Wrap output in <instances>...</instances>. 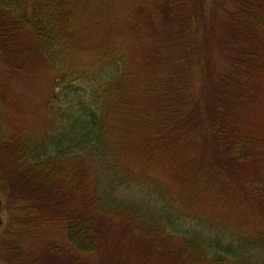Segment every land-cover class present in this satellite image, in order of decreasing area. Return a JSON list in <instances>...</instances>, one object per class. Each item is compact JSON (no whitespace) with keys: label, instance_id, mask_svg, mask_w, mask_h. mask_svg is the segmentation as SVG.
<instances>
[{"label":"rangeland","instance_id":"1","mask_svg":"<svg viewBox=\"0 0 264 264\" xmlns=\"http://www.w3.org/2000/svg\"><path fill=\"white\" fill-rule=\"evenodd\" d=\"M66 1L74 8L76 14L73 18V27L76 28L75 31L78 33L76 38L79 42H73L67 51H58L56 63L43 59V54L40 52L31 59L25 56L19 60L14 57V53L21 52H9V46L15 43L13 40L7 42L8 37L2 33L0 7V131L10 136L16 130L18 135L29 134L32 138H37L47 128V132L52 135L46 147L48 153L65 148L64 155H67L65 158L69 160V164H84L88 182L97 186L98 195L104 198L102 203H106V207L130 209L143 221L126 222V218H123L117 219V222H109V220L106 222L104 218V222H96V228L101 232V245L97 252L87 255L88 264L104 263V257L110 258L107 259V264H185V258H175L174 261L169 257L166 258L169 252L167 249L173 247V241L176 243L183 240L191 243L206 257L222 255L252 264H264V243L255 242L261 236L264 237V198L260 193L248 191L253 186L260 187L257 186L259 179L248 178L249 180L243 181L246 184L232 187L236 193L229 198L230 204H228L225 202L226 190L236 181L231 180V183L224 188V183L228 181L224 169L219 170L218 176L222 186H216L212 190L206 184H202L198 178L192 179L191 174L194 171H188L190 166L193 167L204 156L208 158L214 154L218 156L217 153L221 151L212 148L214 143L211 141L210 125L206 120L208 105L206 98L212 93L211 88L215 83L217 86L223 83L222 78L231 61L229 57L233 54L231 47L234 45L230 44L224 30L226 21L230 22L229 13L225 10L230 9L231 4H226V0H170L171 11H176L174 7L177 5L181 6L184 12L188 10L190 13L193 10L194 20H189L187 23L188 27L192 28L188 32L190 39L188 40L187 37L178 39L179 26L172 18L167 22L164 33L165 37L169 34L170 43L168 39L163 38L160 41L163 54L159 59L148 63L161 67L160 75L164 83L168 82L173 94L179 88L184 89V92L179 94L184 98L181 109L187 110V103L191 100V106H198L201 112L197 119L190 123L191 114H188V120H185L182 129L190 128V131H187L190 141L181 145L183 140L186 141L187 136L183 135V132L180 133L181 139L178 140L180 144L177 143L174 147L175 156H170L169 151V157L166 159L162 157L159 159L153 155V158L150 156L149 158L154 161L143 164L144 146L141 149L142 153L139 152L137 155L131 147L132 141L124 140L128 133L123 132V129L132 128L129 122H137L133 127L139 128L142 132L143 129L138 125V121H143L142 117L134 113V110L140 112L143 108H147L152 111L154 108L152 94L143 93V90L147 88L150 91L153 87L159 86L156 82L158 76L152 67L146 66V63L144 64L146 67L139 68L134 57L137 54L142 56L141 50L151 43L150 38H145L143 44L138 42L136 37L131 38L132 44L128 42L123 45L120 40L116 41V45L121 48L123 56L121 60L117 58V52L102 53L96 47L101 38L106 41L102 35L105 25L116 30L124 28L125 33L129 32L136 17L133 13L136 7L138 9L141 6L145 7L149 13L156 16V18L151 16L153 22L151 25L162 24L158 21L164 19L160 9L164 2L163 0ZM253 3L260 4L261 1L253 0ZM174 14L171 13L172 16ZM245 16L249 17L248 14ZM235 18L239 19L237 14L232 15L231 22H234ZM241 21H244L243 17ZM163 31L164 29L158 33ZM184 41L189 47L191 44L196 46L192 58L187 54L184 59L181 58L180 47ZM20 44L21 49L28 48V43L23 41ZM29 46L36 48L35 43ZM18 63L25 64L24 68L27 69L21 68ZM141 68L149 71L139 72ZM252 71L257 83L255 96L252 100L245 101L247 104L244 107L240 106L239 110L248 111L249 118L255 119L254 122L261 128L262 134L264 133V60L254 63ZM176 74L180 75L177 77ZM123 78L125 80L122 81ZM109 81L116 86L125 82L124 89L108 103L101 104L102 97L98 96L99 90ZM183 83L187 84L186 87ZM127 100L131 102H126ZM123 105L126 106L128 113L123 111ZM93 110L100 116L99 118L109 112L115 113L111 117V127L113 129L115 126V131L112 134L108 131L111 146L105 149L104 158L91 153L95 152L93 151L95 139L89 138L90 134H85L88 129L85 123ZM129 114L131 117L128 116ZM154 114L155 112L149 125H155L152 120ZM82 119L85 122L79 121ZM132 137H136L134 133ZM7 146L11 147L10 144ZM130 149L132 150L128 151ZM202 150H207V155L203 156ZM163 160L164 162L168 160L169 163L163 164ZM122 167H127L129 174L121 172ZM169 167L172 171H169ZM255 168L252 164L253 172ZM255 173L256 175L253 176L259 177L258 172ZM175 174L177 180L174 179ZM190 183L194 186L192 187ZM197 188L201 189V193L205 188L215 194L203 196L201 201L198 197L200 191H196ZM220 191L224 201L219 199ZM250 194L254 199L250 198ZM7 198V193L1 184L0 237L9 222ZM197 198L200 202L196 200ZM132 220L136 221V218L133 217ZM157 229L163 233L161 237L166 242L162 246L167 252L161 250L156 254L153 250L154 247L149 239L156 235ZM65 243L63 245H66ZM157 257L161 262L154 261ZM120 259H122L121 263ZM0 264H15L5 254L1 243Z\"/></svg>","mask_w":264,"mask_h":264},{"label":"trees","instance_id":"2","mask_svg":"<svg viewBox=\"0 0 264 264\" xmlns=\"http://www.w3.org/2000/svg\"><path fill=\"white\" fill-rule=\"evenodd\" d=\"M259 1H261L260 4H254L253 0H226V4H231L230 9L225 10L229 13L230 22L226 21L224 30L230 44L234 45L231 47L233 54L229 57L231 61L222 78L223 83H218L219 86L215 83V86L211 88L212 93L206 98V104H208L206 120L210 125L211 141L214 143L212 148L221 151L217 153L218 156L214 154L208 158L204 156L207 155V150H202L204 158L188 169L189 172L194 171L191 174L192 179L198 178L211 190L216 186H222L218 176L219 170L224 169L228 175L224 188L231 183V180L236 181L232 182L233 184L226 190L225 202L228 204H230L229 198L236 193L232 187H236L237 184H246L243 181L249 180L248 178L259 179L256 185H260V187H251L248 190L249 193L253 190L264 198V133H260L262 130L254 122L255 119L249 118L248 111L239 110L240 106L244 107L247 104L245 101L254 98L257 83L252 74V66L264 60V0ZM162 2L164 5L162 4L160 9L164 19L158 21L162 24L151 25L153 23L151 16L154 18L156 16L149 13L145 7L141 6L139 9L136 7L133 11L136 17L133 19L131 30L125 33L124 28L116 30L105 25L102 35L106 41L101 38L96 47L102 53L117 52V58L121 60L123 59L121 48L116 45V41L120 40L123 45L128 42L132 44L131 38L136 37L137 41L143 44L145 38H150L151 43L141 50L142 56L137 54L134 57L139 68L150 66L158 76L156 82L159 86L153 87L150 91L147 88L143 90V93L152 94L154 108L152 111L147 108H143L140 112L134 110V113L142 117L143 121H138V125L143 131L133 127L137 122H129L134 129L130 127L123 129L128 136L125 139L122 138L132 141L131 147L137 155L139 152L142 153L141 149L144 146L143 164L154 161L149 156L166 159L169 157V151L170 156H175L174 147L177 143L180 144L178 140L181 139L179 134L183 132V135L187 136L186 141L183 140L181 145L190 141L187 135L190 128L182 129L185 120H188V114H191L190 123L196 120L201 112L198 106H191V100L187 103L188 111L181 109L184 98L179 94L183 93L184 89L179 88L173 94L168 82L164 83L160 75L161 67L148 63V61L159 59L163 54L160 41L163 38L168 39L169 34L165 37L164 33L167 22L172 18L179 26L178 39H186V37L190 39L188 32L192 28L188 27L187 23L189 20H194L193 10L190 13L188 10L184 12L181 6L177 5L174 7L176 11H171L170 0ZM0 7L2 33L8 37L7 42L13 40L15 43L9 46V52H21L13 54L19 60L25 56L31 59L40 52L43 54V59L56 63L58 51H67L73 42H79L76 38L78 33L73 27V18L76 14L66 0H0ZM171 13L175 14L172 16ZM235 14L239 19L235 18L236 20L231 22L232 15ZM163 29L162 33H158ZM23 41L28 43V48H20V42ZM31 43H35V49L29 46ZM180 49L182 59L186 54L192 58L196 46L191 44L189 47L184 41ZM145 63L146 66H144ZM17 65L21 68L25 67V64ZM144 71L149 70L142 68L139 70V72ZM176 75L178 77L180 74ZM121 83L125 84V82ZM124 84L116 86L109 81L102 89L100 88L98 96L102 97L101 104L108 103L112 97L118 96L117 94L120 95L119 91L124 89ZM186 85L183 83V86L186 87ZM123 109L125 113H128L125 105ZM94 112L93 110L89 113L90 118L86 120L88 129L85 134H90L89 138L95 139L93 151L96 153L90 152L104 158L105 149L111 146L108 131H111V134L115 131V126L113 129L111 127V117L115 113L109 112L99 118L100 116ZM153 112L155 114L152 120L155 125H149ZM128 116L131 117V114ZM79 121L85 122L83 119ZM47 130L45 128L41 136L37 138H32L29 134L18 135L16 130L10 136L0 131V186L2 184L7 193V207L10 213L9 222L0 237V243L4 247L5 254L15 264H88L87 255L97 252L101 245V232L97 230L96 222H104V218L106 222L107 220L117 222V219L123 218H126V222L143 221L130 209L106 207L107 204L102 203L104 198L98 195L97 186L88 182L84 164H69V160L65 158L67 155H64L65 148L48 153L46 147L52 135ZM138 132L139 135H137ZM133 133L136 137H132ZM206 142L209 141L206 140ZM171 158L175 159V157ZM168 160L166 162L163 160V164L169 163ZM252 164L256 167L254 172ZM168 169L172 171L170 167ZM120 171L129 174L127 167H122ZM256 171L259 175L257 178L253 176V174L256 175ZM175 177H177L176 174L174 179L177 180ZM222 179H224L223 176ZM196 191H200L198 197L201 201L203 196L215 194L205 188L202 193L200 188ZM221 191L219 199L223 200ZM250 198L254 199L251 194ZM196 200L199 201L198 198ZM133 217L136 221L132 220ZM161 234L163 233L157 229L156 235L149 239L156 254L164 250L162 244L166 240L161 237ZM64 242L66 245H63ZM255 242L264 243V237L261 236ZM173 243V247L167 249L169 252L166 254V258L169 257L171 261L175 258H185V264H252L222 255L207 256V258L185 240L176 243L173 241ZM107 246H109L108 243ZM167 250L164 251L167 252ZM103 259L104 263L100 264H107V259L110 258ZM154 261L161 262L158 257ZM121 262L122 259H120Z\"/></svg>","mask_w":264,"mask_h":264},{"label":"water","instance_id":"3","mask_svg":"<svg viewBox=\"0 0 264 264\" xmlns=\"http://www.w3.org/2000/svg\"><path fill=\"white\" fill-rule=\"evenodd\" d=\"M1 204V203H0Z\"/></svg>","mask_w":264,"mask_h":264}]
</instances>
